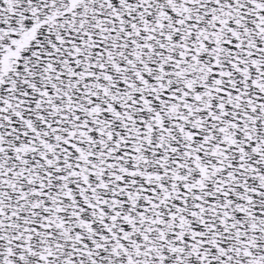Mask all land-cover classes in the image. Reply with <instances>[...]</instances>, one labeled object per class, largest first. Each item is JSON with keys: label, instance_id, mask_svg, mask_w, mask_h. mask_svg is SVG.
Wrapping results in <instances>:
<instances>
[{"label": "snow or ice", "instance_id": "1", "mask_svg": "<svg viewBox=\"0 0 264 264\" xmlns=\"http://www.w3.org/2000/svg\"><path fill=\"white\" fill-rule=\"evenodd\" d=\"M0 264H264V0H0Z\"/></svg>", "mask_w": 264, "mask_h": 264}]
</instances>
